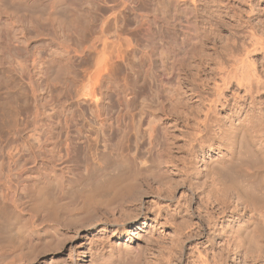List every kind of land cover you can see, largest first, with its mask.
<instances>
[{
	"label": "rangeland",
	"instance_id": "obj_1",
	"mask_svg": "<svg viewBox=\"0 0 264 264\" xmlns=\"http://www.w3.org/2000/svg\"><path fill=\"white\" fill-rule=\"evenodd\" d=\"M244 61L264 76V0H0V264H73L76 253L84 260L75 264H264V217L246 222L251 211L234 234L237 247L227 246L223 234L213 245L208 232L195 236L193 208L209 177L184 169L191 150H202L201 170L219 156L215 148L197 149L196 121L219 72L238 73ZM144 66L164 91L136 79L133 67ZM152 84L163 92L164 110L151 103ZM174 89L175 108L167 99ZM234 91L251 109L235 83L224 97L233 100ZM263 102L256 106L261 114ZM227 112L218 107L222 117ZM151 120L168 141L163 148L144 136ZM158 147L165 150L160 159L151 151ZM85 157L99 163L93 177L120 169L133 176L134 194L110 201H129L123 223L106 219L105 204H85ZM11 199L18 209L3 204ZM92 210L101 217L93 225ZM235 222L236 215L226 221Z\"/></svg>",
	"mask_w": 264,
	"mask_h": 264
},
{
	"label": "bare ground",
	"instance_id": "obj_2",
	"mask_svg": "<svg viewBox=\"0 0 264 264\" xmlns=\"http://www.w3.org/2000/svg\"><path fill=\"white\" fill-rule=\"evenodd\" d=\"M236 50H238V49H236ZM248 55H249V53H248ZM143 57H141V58H143ZM236 57H237V55H236ZM140 62H141V60H140ZM142 62H144V61H142ZM148 63L149 62H147V64ZM239 63H242V64L244 63L243 64L244 66L245 65L249 66V64H245V61L239 62ZM239 63H238V66H239ZM247 63H248V61H247ZM242 64H240V65H242ZM238 66H235V68H237ZM244 66H241L243 68L242 71H241V69L240 70L238 69L239 72L241 71L240 73L239 72L237 73V71L235 72L236 69L234 70L232 67V69L234 70V71L232 70V73L235 72L232 75L229 74V72L231 71L230 68H228V69H230V71L228 73H225L223 71L219 72L218 76L220 75V77H219L220 80L217 79L218 81L216 82L214 79V82H212V83H214V84H212V85H214L212 88V91L214 90V92H212L213 95L210 93L212 95L211 97L206 96L205 99H203V100H206L207 105H205V106H207V107H205V109L202 113V117L197 118L198 120L195 119V121L197 120L196 126H197L198 131L196 130L197 133L193 139L197 142V145H198L197 149H201L202 146H208V147H210V149H212L209 151H212L214 153L215 152L214 148H215L220 152L219 156L209 159V161H207L204 164V170H201L197 164V160H198V156H199L198 154L202 150H200V151L199 150H191V152L188 154L189 155L188 159L185 161V168H184L186 170L185 173L186 172L188 173L187 175H189V174L195 175V176L204 175L205 177L206 176L209 177V183L206 184V187L203 190L204 195L201 194V196L199 197L200 198L199 203H197L196 207L193 208V212L196 214L195 216L198 219L196 230L194 232L195 236L199 237L200 235L208 232L207 241L210 242V245H213L215 237L218 236L219 234L220 235L223 234L225 237L224 238L225 243L227 244V246H231V248L237 247V242H236L237 238L234 234H236L235 233L236 231L237 232L239 231L241 224L245 223L246 220L252 222L254 220V216H256V215L260 216V218L264 217V113H263L264 111L261 110L262 114L260 111H256V109L258 108V107H256V106H258L257 103L259 104L262 102V100H264L261 98V102L259 101L260 97H262V96L264 97V76L260 74L261 71H256V70L254 71L255 68L252 70V69H250V66L249 67H247V66L244 67ZM137 68L133 67V69H132V72L134 71L133 74H136V76H135L136 79H138V77L139 78L141 77V78L145 79L146 81L150 80V83L152 81L154 84H156V86H160V85L162 86V83H164V82H162L160 84L161 79L159 80L158 76L156 74H154V72H152L151 69H149L150 67L148 69H146V67H145V69L142 68L143 70L142 69L138 70L139 68L138 69ZM224 68H226V67H224ZM224 68H223V70H224ZM181 70L179 72H182ZM184 70H185V68H184ZM221 70H222V68H221ZM173 72H176V71H173ZM220 73H222V74H220ZM177 75H178V76H176L177 78H173L175 75L171 78H173V80L181 78L180 77L181 73H179ZM188 75H189V73H188ZM192 75L190 74L191 77H192ZM135 77H133V78H135ZM143 79H142V81H143ZM188 79H187V81H189L191 78L189 80ZM195 79H196V77H195ZM195 79H191V80H195ZM181 80H183V79H181ZM196 81H198V80H196ZM196 81H193V82H196ZM181 82H183V81H181ZM234 83L237 85V87L239 89H241V88L244 89L243 95L245 94V97L247 99H249V102H248V100H247V102L249 103V106L251 107V109L250 108L247 109L246 108L247 106L245 105V103L242 102L244 100L239 99L241 97L243 98V96L239 97L237 95L238 90L233 92L232 96H233L234 101L230 98L228 99V97H224L223 90H225V89L228 90V87H230V86L232 87L234 85ZM177 84H180V82H178ZM156 86H154L155 88H157L156 93H155V95H154V93H152L154 96H151L152 98H156V99L155 100L153 99L152 102L151 101H149V102H151V103L156 102L155 104L157 105V107H159L160 110L161 109L164 110V108H165L164 104L162 103V105L160 106L161 101H159V99H161L159 97L162 96L161 93H163V92L160 91L159 87H156ZM196 86L193 85V87H195V88H196ZM206 86L207 85H205L204 87H206ZM94 87L96 88V86H94ZM160 89L163 90L162 87ZM197 89H193V90H197ZM205 89H207V88H205ZM175 90L176 89H174V91ZM210 90H211V88H210ZM234 90H235V88H234ZM177 91H179V90H177ZM177 91H175L172 94L171 98L169 96L170 94L168 95L169 98H167L168 96H166L167 99H170L168 101H169V103L171 101V106L173 105L174 108L178 104V101H176L177 99L175 100V98H178V96H177L178 92ZM201 91H199V93L202 96H204ZM92 92H93V90H92ZM92 92H90L92 94L91 95L92 98H90V99H93L95 101H99L98 100L99 95H95V93H92ZM196 92H198V90ZM119 93H121V92H119ZM87 94L88 93H86V96L89 97L90 94L89 95H87ZM149 94L152 95L151 93H149ZM208 95H209V93H208ZM198 96H200V95H198ZM232 96H231V98H232ZM152 98H151V100H152ZM237 99H239V100H237ZM179 100H180V98H179ZM240 101H241V103H239ZM155 104H153V106ZM262 104L264 105V102ZM97 105L99 106L98 103H97ZM119 106H120V104H119ZM218 107H220L221 109H225L226 111L229 110V112L226 113L225 117L224 116L222 117L221 114H219L220 112L218 113ZM155 108H156V106H155ZM173 109L169 108V111L173 110ZM263 109H264V107H263ZM151 110H147V111L151 112ZM157 110H159V109H157ZM147 111H145V112L150 113ZM166 111H167V109H166ZM182 111H180V112H182ZM183 112H185V111H183ZM151 114H152V112H151ZM175 114H176V112H175ZM168 115H170V114H168ZM147 116H149V117H146V118H151L149 114ZM120 117L121 116H119V115L117 116V118H120ZM140 117H141V115H140ZM143 117H145V116H143ZM158 117H159V114L157 115V118ZM186 117H187V115H186ZM157 118H155V120ZM161 119H162V117H161ZM118 120H117V125L120 123ZM145 120H147V119H145ZM149 120L150 119H148V121ZM152 120L150 123L151 125L149 124L151 127L147 126L148 130H146L147 127L145 128V130L148 131V132H146L148 134L147 135L144 134V136L148 137L147 139H149V141L152 143L151 145H153V147H155V146L157 147L158 144L159 145L161 144V147L163 148V146L166 145L168 141L166 142V141H163L161 138H159L161 134H159V136H158V133L160 131H159V129L157 130V128H160V127L159 126L156 127L155 125L152 126L153 122L155 124V121L152 122ZM157 120H160V119H157ZM157 120H156V122H157ZM146 123H148V122L146 121ZM144 133H145V131H144ZM158 148L160 149V147H158ZM154 149H156V150H151V151L157 152V156L159 159L162 156L163 152L165 153V150H163V149L162 150L161 149L159 150L157 148H154ZM73 151H75V150H72V152ZM76 151H78V150H76ZM115 151L117 152L116 153L117 157L123 156L124 152H125V150H115ZM103 152L105 153V151H103ZM67 154H69V151L67 152ZM101 154H102V152H101ZM98 156H100L99 153H98ZM91 157H93V156H91ZM91 160L92 159L90 157L84 158L85 163L88 164L87 165L88 166L87 171L89 170L88 173H90V174H88V177L86 179V180L89 179L88 184L87 185L84 184L86 186L85 187L83 186V188H82L83 189L82 193L84 195L83 197L85 199L84 200L85 204H87V206L93 202H97V203L103 204V205L105 204L107 206L105 208L106 209V211H105L106 219H109L110 221H120L121 220V223H123V220L125 219V217L126 218L130 217L128 215L126 216L125 214H123L124 213L123 211L125 210L124 207L126 206V204L129 201L126 204H124L125 202L124 203L121 202V203L117 204L119 201L116 203V205H112L111 203H113V201H114L113 199H116L117 197H123L122 196L123 194L127 195L126 193L129 194L131 192L134 194V192L132 191V188L134 186L133 176L130 177L131 174H128V171L123 172V170L120 169L121 172H119L120 170L117 171V173H115V174L113 172V175L107 174V176H105V174H104L103 176L99 177L96 174L97 177H95V176L93 177V175H91V173H93V172L96 173L95 172V170H96L95 165H97L99 163L96 162L97 164L95 163L94 165H92V164H90V163H92ZM93 160L95 161V159H93ZM94 161H93V163H94ZM77 162L79 163L80 161H77ZM248 163L249 164L251 163V167L249 165L246 168L244 165H248ZM252 163L254 164V166H253L254 168L252 167V165H253ZM90 165H92V166L90 167ZM248 168H250V169L252 168V170H249ZM90 170H92V171L90 172ZM84 171H86V170H84ZM83 175H85V174L80 172V177H82ZM253 177H254V179H253ZM85 178L82 177V179H84V180H85ZM90 178H91V180H90ZM238 178H239V180H237ZM236 180L239 181V185H238V183H237V185L235 184ZM241 180H242V182L240 183ZM256 180H258V181H256ZM38 191L40 193V196H42V197L44 196L43 197V204L47 205L49 202V200L47 199V196L45 195L47 191H45V190L43 191L41 188ZM131 196L129 197L131 199L130 203H131V201L136 199V196H132V197ZM119 199L120 198H118L116 200H119ZM11 200H12L11 203L7 200H4L3 204L5 206L9 205V206L13 207L14 209H18L20 207L19 205H21L20 203H18V200L17 201H15L16 199H14V200L11 199ZM6 201L9 204H5ZM110 201H112V202L110 203ZM96 211L92 210L89 213V215L87 216L88 217L87 221L92 222L91 225H93L94 222H97L98 220L101 219V217L98 216V213H97L98 211L97 212ZM250 211L252 212V214H250L251 216L248 219L245 218L246 215L248 214V212H250ZM117 212L120 213L118 216V219L114 218L115 214H117ZM235 215L237 216V222H235L233 225H231L232 223L227 224L228 222L226 223V221H228L229 217L235 216ZM244 218H245V221H243ZM238 220H240V222ZM124 221H126V220H124ZM11 224H10V226H11ZM2 227H4V226H2ZM6 227L8 228V226H6ZM1 230H3V229H1ZM20 230L21 229L19 228L18 231H16V230L15 231L16 232H22V230L21 231ZM13 232L14 231L12 230V234H13ZM8 236H10V234ZM238 249H239V247H238ZM133 250H136V252H137L138 251L137 246L135 248H133ZM81 254H83V253H76L75 259L72 261L73 264L84 260V257ZM98 263H96V264H98ZM101 264H102V262H101Z\"/></svg>",
	"mask_w": 264,
	"mask_h": 264
}]
</instances>
